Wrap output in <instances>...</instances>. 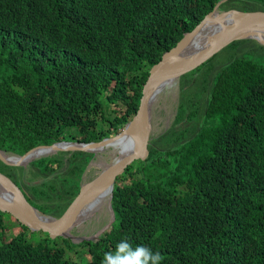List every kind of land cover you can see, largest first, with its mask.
Returning <instances> with one entry per match:
<instances>
[{"label":"trees","instance_id":"1","mask_svg":"<svg viewBox=\"0 0 264 264\" xmlns=\"http://www.w3.org/2000/svg\"><path fill=\"white\" fill-rule=\"evenodd\" d=\"M217 1L0 0V148L22 154L113 135L133 114L148 67ZM228 10L264 11V0L218 6ZM227 47L222 60L214 64L215 53L181 75L173 125L115 178L110 232L77 244L57 238L64 247L41 231L36 242L21 231L3 241L9 214L0 211V264H102L107 253L131 261L137 246L162 264H264V47ZM91 158L61 149L24 166L0 159V171L58 218ZM125 239L131 251L117 253Z\"/></svg>","mask_w":264,"mask_h":264},{"label":"water","instance_id":"2","mask_svg":"<svg viewBox=\"0 0 264 264\" xmlns=\"http://www.w3.org/2000/svg\"><path fill=\"white\" fill-rule=\"evenodd\" d=\"M225 1L227 0H219L191 31L184 33L172 48L148 68L140 87L135 110L124 123L121 131L103 137L97 142L57 140L48 144H37L22 154L7 152L0 148V159L5 163L24 166L33 158L61 149L90 152L95 156L96 151L105 146V140L115 139L121 134L119 143L113 148L117 150L113 153L109 152L110 158L99 164L98 170L90 179L84 180V174L90 165V162L87 163L81 173L75 196L58 218L43 214L30 205L18 187L2 171H0V211L8 213L31 232L41 231L50 239L62 238L77 243L80 238L74 237L71 230L101 212L100 209L91 218H82L89 209V203L95 197L105 193L106 199L103 206L107 212V221L94 235L98 237L103 232L110 231L115 220L110 206L114 180L133 160H142L148 154L151 117L149 104L155 93L160 91L166 83L177 81L182 74L202 64L232 41L251 39L264 47V11L218 12V6ZM207 28L212 29V32L204 41L199 42L201 33ZM124 139L126 143H123ZM36 147H46V151L41 155L29 157V153Z\"/></svg>","mask_w":264,"mask_h":264},{"label":"rangeland","instance_id":"3","mask_svg":"<svg viewBox=\"0 0 264 264\" xmlns=\"http://www.w3.org/2000/svg\"><path fill=\"white\" fill-rule=\"evenodd\" d=\"M229 48L230 47L224 48L221 51L216 53L213 59H215L216 56L218 57L215 59L214 64L222 60L223 59L221 58L222 56H224L225 54H229L228 51L230 52L232 50ZM199 75L200 74L198 73L195 75V77L199 79ZM188 77H190V75ZM155 94L156 95L153 96L149 104V111L151 113L150 133H149L150 138L156 137L158 134L164 133L168 128H170V126L173 125L174 117L176 115L177 107H178L179 100L181 97L179 81L178 80L175 81L172 86L170 87L166 86L165 89H162ZM113 108H115L116 111L119 110V107L117 106H114ZM121 128H119L115 133L121 131ZM109 152H110L109 148H103L95 153V158H91L89 160L90 165L88 166L87 171H86L87 176L93 175L96 172L99 164L101 163L102 160L107 158V155H109ZM134 165H137L136 161L134 162ZM100 211H101L100 213H97L94 217H92V219L86 222V223H89L90 221H95L94 223H96V225L94 226H97L95 231H97L107 221V212L104 209V206L101 207ZM4 224L5 225L2 230V240L3 241L10 240L16 233L20 231L23 233L25 238L30 242H36L43 238V235L41 233H38V232L30 233L31 231L27 232L26 230L20 229V227L15 224L12 216L10 215L5 216ZM77 243H72V244H77ZM55 244L57 247H64V243L57 238H55ZM64 258L66 260H69L75 263L79 261V257H76V254H73L72 251L68 252L66 250L64 254Z\"/></svg>","mask_w":264,"mask_h":264},{"label":"clouds","instance_id":"4","mask_svg":"<svg viewBox=\"0 0 264 264\" xmlns=\"http://www.w3.org/2000/svg\"><path fill=\"white\" fill-rule=\"evenodd\" d=\"M218 2V1H217ZM216 2V3H217ZM217 11H218V8H217ZM229 11V10H228ZM218 12H225V11H218ZM206 15V14H205ZM192 30V29H191ZM190 30V31H191ZM189 32V31H188ZM184 33H187V32H184ZM183 33V34H184ZM182 34V35H183ZM181 35V37H182ZM172 48V47H171ZM223 49V48H222ZM220 51V50H219ZM218 51V52H219ZM167 52V51H166ZM165 53V52H164ZM162 53V54H164ZM161 54V55H162ZM160 55V56H161ZM159 56V57H160ZM159 60V59H158ZM157 62V61H156ZM155 62V63H156ZM154 63V64H155ZM153 65V64H152ZM151 65V66H152ZM149 68V67H148ZM148 70V69H147ZM181 77V76H180ZM179 77V78H180ZM179 81V79H178ZM173 84V82H172ZM61 140H66V139H61ZM57 141V140H55ZM66 141H74V140H66ZM99 141V140H98ZM150 141V140H149ZM75 142H82V141H75ZM88 142H97V141H88ZM123 143H126V140L124 139L123 140ZM109 150H112L111 148H109ZM117 150V149H116ZM115 150V151H116ZM97 152V151H96ZM111 152V151H110ZM90 153V152H88ZM93 154V153H92ZM93 158H95V156H93ZM109 155H107V158H105L104 160L101 161V164L104 162V161H107L109 159ZM134 161V160H133ZM132 161V162H133ZM131 162V163H132ZM98 170V169H97ZM96 170V171H97ZM93 175H91L92 177ZM14 220V219H13ZM113 226V225H112ZM102 227V226H101ZM100 227V228H101ZM97 228V226H96ZM99 228V229H100ZM113 228V227H112ZM98 229V230H99ZM28 230V229H27ZM97 230V231H98ZM112 230V229H111ZM110 230V231H111ZM110 231H106V232H103L102 234H105L107 232H110ZM38 232V231H36ZM96 232V231H95ZM102 234H100L99 236H101ZM98 236V238H99ZM97 238V239H98ZM96 239V240H97ZM129 250L131 251V245L129 244V242L125 239V240H122L118 245H117V253L121 252V251H124V250ZM133 255V259L131 261L128 260L127 257L125 258H120L118 255L116 254H113V253H107L105 254V257H104V260L102 262V264H162V261H163V257L161 256V254L159 252H153L150 248L148 247H144V246H137L135 252L132 254Z\"/></svg>","mask_w":264,"mask_h":264},{"label":"bare ground","instance_id":"5","mask_svg":"<svg viewBox=\"0 0 264 264\" xmlns=\"http://www.w3.org/2000/svg\"><path fill=\"white\" fill-rule=\"evenodd\" d=\"M212 32V29L210 28H207L204 32L201 33V36H200V40L199 42H202L206 39V37ZM181 56V55H180ZM179 56V58H180ZM172 82H168L166 83L164 86H162L160 88V90L162 89H165V87H170L172 86ZM121 136V134H120ZM120 136H118L117 138L115 139H109V140H105L104 141V145L102 147L103 148H111L112 146V150H111V153H113L116 149H113L114 147L117 146V144L119 143V140H120ZM46 151V147H39L37 150H35L34 152H32L29 157H32V156H35V155H41L43 154L44 152ZM105 199H106V196H105V193H102V195H100L99 197H95L90 203H89V209L84 213L83 215V219H89L91 218L94 214H96L100 209L101 207L104 205L105 203Z\"/></svg>","mask_w":264,"mask_h":264},{"label":"flooded vegetation","instance_id":"6","mask_svg":"<svg viewBox=\"0 0 264 264\" xmlns=\"http://www.w3.org/2000/svg\"><path fill=\"white\" fill-rule=\"evenodd\" d=\"M90 177L91 175L87 176L86 173L84 174V180H87ZM94 222L95 221H90L89 223L83 222L81 225L74 227V229L71 230V234L74 237L80 238L79 243L95 241L98 237H95L94 235L96 229V226H94L96 223Z\"/></svg>","mask_w":264,"mask_h":264}]
</instances>
